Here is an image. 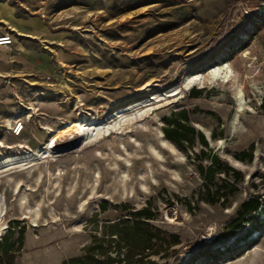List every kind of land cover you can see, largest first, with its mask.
I'll return each mask as SVG.
<instances>
[{"label":"rangeland","instance_id":"1","mask_svg":"<svg viewBox=\"0 0 264 264\" xmlns=\"http://www.w3.org/2000/svg\"><path fill=\"white\" fill-rule=\"evenodd\" d=\"M1 8L22 18L25 28H13L28 35L13 30L11 52L0 50L8 68L0 67V139L14 146L0 147V156L16 140L20 151L43 144L84 113L112 114L108 122L135 115L131 132L98 149L76 151L79 139L59 133L49 184L42 162L31 173H2L0 264H264V0H0ZM223 62L235 79L180 92L185 76ZM181 109L195 134L178 145L163 127ZM17 117L25 128L14 137ZM16 181L27 193L22 204ZM250 197L260 206L239 222ZM34 207L36 227L25 216ZM141 209L154 217L135 227L130 214ZM148 241L159 253L144 248Z\"/></svg>","mask_w":264,"mask_h":264},{"label":"bare ground","instance_id":"2","mask_svg":"<svg viewBox=\"0 0 264 264\" xmlns=\"http://www.w3.org/2000/svg\"><path fill=\"white\" fill-rule=\"evenodd\" d=\"M12 30L15 29L12 28ZM17 33L20 35H28L20 32ZM228 66L229 65L224 64L223 62L220 64H216L212 67H209L210 69L206 71L205 74L199 72L190 76H185V77L183 76L184 78L180 81L178 88L180 87L181 88L180 92H182V90L188 89L189 86L192 84L196 83L198 85H202L205 80L221 81L224 84L229 83L231 80H233V78L235 79V77H232L233 74L232 70L229 68L230 66L229 67ZM9 72L10 71H7L5 73L9 74ZM3 73L4 72H2V74ZM175 88L177 89V87ZM177 91L170 92L168 96L178 94ZM234 101H235L236 110L233 117L235 119L243 103V92L240 87L237 90H235ZM146 102L147 101L144 100V101L136 102L135 104L131 103L128 107H122L121 109H119L115 113V115L125 112L137 105H140L141 107L146 106L147 105ZM34 108L35 107L32 106L29 109H34ZM138 110L141 111V108H139ZM144 113H146V111L144 110L142 112H139V116H142ZM133 115H135V112L121 114L117 116L115 120L108 122V120L112 118L113 116L112 114L111 115L107 114L106 119L104 118L95 119V118L87 117V115L84 113L83 116L78 120H75L73 122H67L64 128L58 129L56 132H53L51 136L43 144L35 147L27 146L26 147L27 149L24 151L19 150V148L24 147V144H22L20 140H16L15 146L17 148H15V150H12L13 152H9L0 156V177L4 172H7L5 173L6 175L14 172H19L21 170L28 168H30L28 170V172H30L32 171V168L34 166L42 162L45 164V170L48 175L47 180L49 184L54 178L53 176L55 175V172H50L48 164L50 160H56V158L61 155V153L59 152L63 149L62 147H59L57 144L59 133L61 132L65 133L66 135H69V137L70 135H73L75 139H79V141H77L74 144L75 148H77L76 151L81 150L83 148H93V147L98 149V145L101 142L112 141L115 138L121 139L124 138V136H126L128 132H131V130L133 129V124H132L134 118ZM12 118L6 119L7 125L11 124ZM195 125L199 129L202 128L198 123H195ZM160 135H162V132H160ZM128 137L130 140L132 139L131 135H128ZM223 143H224L223 139H219L217 142L219 146H222ZM71 144L72 142L66 143L65 147ZM161 144L165 145L166 141L164 139H161ZM120 146L122 149H125V145L123 143H121ZM0 147H4L6 149L14 148L13 145L5 144L4 141L1 139H0ZM155 155L160 156L158 152H155ZM57 175H60V170L58 171ZM125 175L126 174H123V178L126 177ZM96 177H98V175H96ZM40 179H41V173H39V175L36 177V181H39ZM20 185H21V181L14 182L12 190L14 194L19 195V201L22 204L23 202L26 201L27 193L25 192V190L21 191V193L19 192ZM6 212H7V206L5 202V195L0 191V239L2 233L5 231L7 227V223L5 221ZM39 213L40 210L37 207L30 208V210L26 213L27 215L25 216L26 217L28 216V218L30 219L31 226L36 227L38 225ZM45 222L49 223L48 220H45Z\"/></svg>","mask_w":264,"mask_h":264},{"label":"trees","instance_id":"3","mask_svg":"<svg viewBox=\"0 0 264 264\" xmlns=\"http://www.w3.org/2000/svg\"><path fill=\"white\" fill-rule=\"evenodd\" d=\"M164 121L166 123V126L163 127V132L167 138L171 139L173 142L177 143L178 145L181 144L182 140H185L189 143L192 142L193 135L195 134V130L190 124L187 123V113L185 109H181L178 112H173L169 117L164 118ZM196 135L200 140V142L203 145L207 146V142L204 139L203 134L197 132ZM214 174H215V169L213 166L210 165L205 169V179L207 181L209 182L212 181L214 178ZM259 206H260V200L257 197H250L247 200L243 201L238 211L237 221L239 222L243 221L245 215H247L250 212L256 211ZM130 215L133 216V223H134L133 226L135 227H139L143 224L148 225L146 221L141 220L142 218L152 219L154 217V214L148 209L137 210ZM120 222L124 223L126 221L120 219ZM239 226L240 224L234 228L236 229ZM144 248L148 249V251H151V253L153 254L159 253L157 250L153 248V244L151 243V241L145 243Z\"/></svg>","mask_w":264,"mask_h":264},{"label":"crops","instance_id":"4","mask_svg":"<svg viewBox=\"0 0 264 264\" xmlns=\"http://www.w3.org/2000/svg\"><path fill=\"white\" fill-rule=\"evenodd\" d=\"M14 26H15V28L17 27V29H22L23 30L25 28L24 27V20L22 18L21 19L16 18L14 16L11 8H5V9L1 8L0 9V34L4 33V32H7V31H10L12 36H13V39H14L13 30H11ZM16 31L17 30H15V32ZM14 41H15V39H14ZM14 41H13V44H14ZM12 45L9 46V47H0V50L2 52L9 53L12 50V47H13ZM12 57H14V56L12 54H9V58L12 59ZM0 67L3 68L4 70L8 69V68H6V63H1ZM14 137H17V136H14Z\"/></svg>","mask_w":264,"mask_h":264},{"label":"built area","instance_id":"5","mask_svg":"<svg viewBox=\"0 0 264 264\" xmlns=\"http://www.w3.org/2000/svg\"><path fill=\"white\" fill-rule=\"evenodd\" d=\"M13 36L10 31L0 34V47H9L13 44ZM25 128V120L17 117L9 127V131L14 136H20Z\"/></svg>","mask_w":264,"mask_h":264},{"label":"water","instance_id":"6","mask_svg":"<svg viewBox=\"0 0 264 264\" xmlns=\"http://www.w3.org/2000/svg\"><path fill=\"white\" fill-rule=\"evenodd\" d=\"M197 128V130H199V131H201V129H198V127H196ZM202 132V131H201ZM205 134V133H204ZM205 136H206V139L207 140H210V136H209V132H207L206 134H205Z\"/></svg>","mask_w":264,"mask_h":264}]
</instances>
